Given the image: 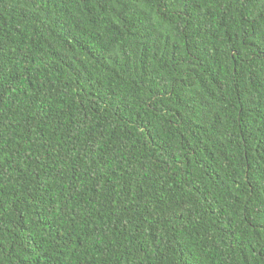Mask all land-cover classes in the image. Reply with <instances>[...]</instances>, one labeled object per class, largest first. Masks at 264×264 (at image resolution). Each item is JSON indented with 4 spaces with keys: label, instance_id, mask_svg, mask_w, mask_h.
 Returning a JSON list of instances; mask_svg holds the SVG:
<instances>
[{
    "label": "trees",
    "instance_id": "16d2710c",
    "mask_svg": "<svg viewBox=\"0 0 264 264\" xmlns=\"http://www.w3.org/2000/svg\"><path fill=\"white\" fill-rule=\"evenodd\" d=\"M0 264H264V0H0Z\"/></svg>",
    "mask_w": 264,
    "mask_h": 264
}]
</instances>
